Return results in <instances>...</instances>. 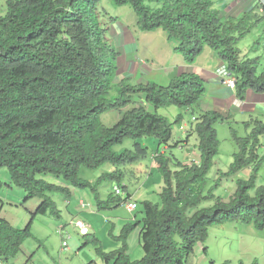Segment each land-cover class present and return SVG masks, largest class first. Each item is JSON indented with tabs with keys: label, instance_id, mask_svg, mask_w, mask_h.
I'll list each match as a JSON object with an SVG mask.
<instances>
[{
	"label": "trees",
	"instance_id": "obj_1",
	"mask_svg": "<svg viewBox=\"0 0 264 264\" xmlns=\"http://www.w3.org/2000/svg\"><path fill=\"white\" fill-rule=\"evenodd\" d=\"M100 1L6 0V11L0 15V169L7 167L11 182L25 190L24 199L41 200L23 229L0 217V257L7 261L19 253L26 238L33 237L31 223L36 215L60 216L48 191L70 197L69 186L89 188L99 207L108 206L111 200L99 199L98 186L108 179L119 182L121 172L103 173L93 183L81 177V168L137 160L147 151L138 139L152 137L158 144H169L172 124L183 118L177 115L171 122L139 105L125 111L110 127L101 119L104 111L128 105L135 93H144L155 109L192 108L205 91V82L196 73L176 76L166 86L132 84L126 78L114 83L117 52L107 35L108 24L99 16ZM111 1L117 6L129 4L141 30H165L167 39L177 42L175 50L188 62L205 47L215 50L235 76L239 98L248 88L264 92V71H258L261 58L245 57L238 47L255 24L252 11L223 18L213 0ZM113 86L116 90L111 95ZM195 114L197 122L192 128L199 138L200 162H178V168L172 169L170 157H155L163 176L160 203L140 201L141 220L123 225L114 236L122 242L121 248L104 251L94 234L83 235V245L93 244L104 264H185L195 244L207 240L209 226L214 224L242 221L264 231V184L256 185L264 162V154L258 153L264 122L255 120L245 136L231 127L238 149L228 170L220 175L231 177L245 167H251V174L237 179L235 191L224 200L214 193L217 184L206 188L207 173L219 151L215 123L224 118L201 109ZM127 138L134 140V150L114 149ZM45 176L61 178L69 186L49 182ZM206 201L212 204L203 206ZM137 223H141L143 255L131 259L126 242ZM209 264L230 261L211 260Z\"/></svg>",
	"mask_w": 264,
	"mask_h": 264
},
{
	"label": "crops",
	"instance_id": "obj_2",
	"mask_svg": "<svg viewBox=\"0 0 264 264\" xmlns=\"http://www.w3.org/2000/svg\"><path fill=\"white\" fill-rule=\"evenodd\" d=\"M213 3L214 7L217 8V10L220 12V16H222L223 18H238L245 12L254 10L256 0H213ZM217 3H219L220 7H222L221 10L218 9L219 7H217ZM111 10L112 8L105 11L106 13H108L107 16H109V18L111 17V22L108 26V33L110 35L109 37L114 40L113 45L117 52L116 74L118 76H116V78L119 79L117 81L118 83L121 78H126L132 84H146L150 82L157 85L166 86L172 78L174 79V77L182 74L196 73L203 78L205 82V91L198 103V106L186 108L185 110L187 111L188 109H192V115L196 116L197 114H195V111L197 109H201L203 111H215L224 118L223 121H218L217 123H215L217 137H219L220 131L222 132L223 137L221 139L218 138L220 140L219 151L213 157L212 166L209 170V172L211 171V179H209L208 177L209 172L207 173L206 188L208 189L214 184H217V186L221 184L227 194L224 196V200H228L229 196H231V194L237 187L236 180L239 178H248L251 174V167H245L239 170L237 173L231 175V177L221 176V172H226L228 170L229 165L233 160V154L238 149V146L235 142L232 146H227L225 149L223 148V142L228 140L232 141L230 132L231 127H233L237 131L239 136H245L252 130L253 122L255 120L264 122V92H256L253 89L248 88L245 92L244 97L239 98L236 94L235 88H231L230 86L225 84L218 74L217 70L218 68H220L223 62L219 58L215 50L211 49L210 47H205L193 62H188L181 52L175 50L177 42L174 40L169 41L167 39V33L163 29L159 28L152 31L141 30L137 26L136 15L133 16V14H131L129 15V18L122 19L120 16L112 13ZM134 17L136 18V20H134ZM110 20H108V22ZM256 43L258 44V46L254 45L255 48L253 46L252 49H250L253 52L252 55H247L245 53L242 54L243 56L249 58L259 56L261 58V64L258 68V71H264V40L261 46V42L259 40L256 41ZM139 105H143L148 111L152 113L157 112L158 114L165 116L166 118H168L167 114H169L173 120L177 115H182L183 118L180 122H183L182 124H184L185 122V124H187V127L190 126V130H184L187 136L185 140L182 141V143L178 144V147H180V149L176 148L174 150L178 151V157L175 153H172V151H166V149H168L170 146L169 144L165 145L162 153H164L165 155H170V158L172 160H176L177 163L180 162L181 164L190 165L192 163L200 162L201 158L197 147L199 138L194 130V125V128L191 127L192 122L190 120L192 115L190 116V120L186 122V120H184V115L181 113L182 109L174 110L173 108H171L172 105H170L168 106V110L166 112H161L163 107L155 109L152 104L146 102L145 94L135 93L131 95V103L120 108L119 110L110 109L109 111L111 112V114L108 116H104V113L107 111L103 112L101 114V119L103 122H105L106 125L111 127L116 122H118V119H121L125 111ZM114 110L118 111L119 113L121 110H123V112H121L122 114H119L120 117L118 119L112 112ZM168 111H171V113H168ZM246 122H249V126L246 125ZM223 124H226L228 126L225 135V130L224 128H222ZM144 139L146 138H140L138 139V141L148 148L151 145H157V141L155 140V138H152L150 145H147V143H145L147 140ZM260 141L262 144L258 149L259 155H261L262 150L264 151V135H262ZM156 151H158V149ZM229 182H232L233 186L231 185V187H228L226 184ZM263 184L264 162L259 169L256 179L257 186ZM65 185L69 186L67 184ZM162 187L163 184L160 187V191ZM69 188L71 191L70 196H72L74 193H79L81 199H83L82 195L84 194V192L82 191V189H78L72 186H69ZM146 193H148V190H144L142 192V194ZM254 193H251L250 190L251 195H253ZM48 195L52 199V195ZM128 195L131 194L129 193ZM132 196L134 197V195ZM133 197H131L130 199L136 201V199H134ZM67 198L69 197H66L65 199L63 197L64 204L66 206L69 204ZM137 198H139L140 201L146 199L148 200L146 195ZM78 200L80 201V198ZM136 202L138 203V201ZM57 207L59 211H61L58 205ZM127 223L130 222H126L125 224ZM11 225L14 226L12 223ZM230 232H233V235L229 234ZM220 235H222V237L218 240V249L216 250V252H214L215 262L222 263L224 261H230V264H238L239 261H241L242 264H264V231L256 229L251 223L242 221L214 224L209 226L208 237L204 243L207 244L208 241L215 239ZM226 239H233V241L232 243L227 242ZM119 242L120 243H118L115 249L119 247L121 248L122 242ZM210 243L211 242H208L205 248L208 247V249H210ZM197 245V249H200L202 247V243H197ZM138 249L139 250L138 252H136V254H142L143 250H141L140 248Z\"/></svg>",
	"mask_w": 264,
	"mask_h": 264
},
{
	"label": "rangeland",
	"instance_id": "obj_3",
	"mask_svg": "<svg viewBox=\"0 0 264 264\" xmlns=\"http://www.w3.org/2000/svg\"><path fill=\"white\" fill-rule=\"evenodd\" d=\"M97 7L100 11L99 16L107 22L108 26L111 22V17L109 18V16H107L108 13H106L105 10H110L112 8V13L120 16L122 19L129 18V15L131 14H133V16L136 15L129 4L117 6L111 0H101ZM217 7H219V10L222 9L219 3H217ZM5 11L6 0H0V15H3ZM257 19L259 20L256 22ZM108 20L110 21L108 22ZM134 20H136L135 17ZM253 20L255 24L238 42V47L241 52L247 55L253 54L250 49H252L254 45L258 46L256 41L259 40L261 42V46L264 40V18L261 19L260 16L254 15ZM107 35L108 37L110 36L108 32ZM109 40L110 43L113 44L114 40L111 39V37H109ZM116 76L118 75H115L113 81L114 83H117L119 80ZM115 86L111 87V95L115 94ZM167 108L168 106L163 107L161 112H166L168 110ZM171 108L174 110L182 109L181 113L184 115V120H186V122L190 120V116L193 113L192 109H188L186 111V108H181L175 105H172ZM112 112L118 119L120 117L119 114H122L121 112H123V110H121L120 113L115 110ZM168 113H171V111H168ZM110 114L111 112L107 110V112L104 113V116H108ZM167 117L171 122H173V119L169 114H167ZM117 121H119V119ZM182 123L183 122H177L172 124V139L168 142L170 145L169 148L166 149L167 152L170 150L172 153H175L176 156L178 151L174 150L176 148L180 149L178 144L182 143L187 136L185 131L180 127ZM222 128L225 130V135L228 126L223 124ZM222 137L223 134L220 131L218 138L221 139ZM143 138H146L144 139L147 140L145 143L150 145L152 137ZM231 140L233 141L232 137ZM232 141H224L223 148L226 149L227 146H232L234 144V141ZM132 142H134L133 139L127 138L124 142H122V144L119 143L118 145H115L114 149L117 151L122 149L134 150ZM157 145H151L149 148L147 147L146 154L139 159L131 162L128 161L119 166L104 163L97 169H88L86 167L81 168V177L93 183L103 173L116 171L121 172L119 182L117 179H108L102 181L101 185L98 186L99 199L111 200L108 206L103 205L99 207L89 188L82 189L84 192L82 195L83 199L90 203V205L85 208H82L79 204L78 199L81 198L79 193H74L72 196L67 198L69 204L66 206L63 200V197L64 199L66 197L63 193L48 191L47 193L52 195V200H55L61 209L60 216H55L50 213L36 215L31 223V232L33 237L26 238L23 245L21 244L22 248L19 253L15 254L12 258L10 257L8 262L4 264H88L93 260H96L97 264H104V262L97 257V255H95L96 248L93 244L89 243L87 245H83L84 237L79 232V228L74 225L72 220L75 221L80 219L84 221L88 226L90 233L94 234L99 239L100 245L104 251L114 250L118 243H120L114 238V236L119 235L122 226L126 222L135 223L136 221H140L143 216L140 200L137 197L146 195L148 200L160 203L159 191L161 185L163 184V176L158 169L156 158L153 157L152 152H155L158 149L163 156L170 157V155L162 153L165 144L157 143ZM263 153L264 151L262 150L261 155H263ZM171 167L172 169L178 168L176 160H172ZM208 177L209 179L212 178L211 171L209 172ZM45 178L52 183H58L64 186L66 184L62 179L58 180L57 177L45 176ZM115 184H119L122 187V193L118 196L115 195L113 190ZM226 185L231 187L232 182H229ZM144 190H148V193L142 194ZM129 193L131 194V197L134 195L133 198L138 201L137 207L134 211H129L126 207L127 202H131V197H126ZM251 193H254V189L251 190ZM26 195L27 194L22 187L16 186L10 182V175L7 167H2L0 169V217L5 218L10 222V224L12 223L20 229H23L26 226L31 218L32 212L35 211L41 201L36 197L24 199ZM215 195L220 196L223 199L224 196L227 195L221 184H219V186L215 189ZM120 198H124V200H120L119 202ZM211 204L212 201H206L203 202L202 205L209 206ZM59 228H61L65 237L70 235L67 238L68 246L66 249L62 247V237L58 232ZM140 229L141 223H137V226L130 232L126 242L128 248L127 254H129L132 259H139V257H142V254H136L139 250L138 248L142 250V247H140L141 243H139ZM229 234L233 235V232H230ZM221 237L222 235L208 241L211 242L210 249H208V247L205 248L208 242L207 244L204 242H197L202 243V247L197 249L198 245L196 243L193 251L186 258L185 264H209L211 260L215 261L214 252L218 249L217 243ZM226 241L232 243L233 239H226Z\"/></svg>",
	"mask_w": 264,
	"mask_h": 264
},
{
	"label": "built area",
	"instance_id": "obj_4",
	"mask_svg": "<svg viewBox=\"0 0 264 264\" xmlns=\"http://www.w3.org/2000/svg\"><path fill=\"white\" fill-rule=\"evenodd\" d=\"M257 5H258V11L264 14V0H256ZM218 74L220 75L222 81L227 84L228 86H230L231 88H234L235 86V76L233 74H231L227 68L225 66H221L218 69ZM197 118L196 116L192 117V120L195 121ZM184 126H181V128H183ZM158 155V153H154V157H156ZM114 193L115 195H120L122 193V188L115 184L113 187ZM79 204L82 208H85L87 206L90 205L89 202H86L83 199H80ZM126 207L129 211H134L135 208L137 207V203L131 199V202H127ZM72 222H74V225H76L79 228V232L81 234H86L89 232V228L86 225L85 222H83L82 220H75ZM58 232L61 234L62 237V247H64L66 249V247L68 246L67 243V238L70 236L68 235L67 237H65V235L63 234L61 228L58 229ZM8 262L5 258L0 257V264H4Z\"/></svg>",
	"mask_w": 264,
	"mask_h": 264
},
{
	"label": "clouds",
	"instance_id": "obj_5",
	"mask_svg": "<svg viewBox=\"0 0 264 264\" xmlns=\"http://www.w3.org/2000/svg\"><path fill=\"white\" fill-rule=\"evenodd\" d=\"M251 11H252V13H253L254 15L260 16L261 19L264 18V14L258 11V5H257V2H256V4H255V8H254V10H251ZM258 20H259V19H257L256 22H257ZM253 22H254V20H253ZM108 29H109V27H108ZM222 62H223V61H222ZM221 66H225V67H226V65L224 64V62H223V64H222ZM221 66H220V67H221ZM226 68H227V67H226ZM218 69H219V68H218ZM227 70H228V69H227ZM228 71H229V70H228ZM217 72H218V70H217ZM229 72H230V71H229ZM230 73H231V72H230ZM231 74H232V73H231ZM234 88H235V87H234ZM193 116H196V115H192V116H191V120H190V121L192 122V126H191V127H193V125L195 126V123L197 122V119H196L195 121L192 120V117H193ZM196 118H197V116H196ZM179 123H180V122H179ZM181 126H184L183 128H181L182 130H190V126L187 127V124H185V123H184V124H181ZM181 126H180V127H181ZM186 127H187V128H186ZM165 145H166V144H165ZM154 153H158V155L161 154L159 151L152 152L153 157H154ZM117 185H119V184H117ZM119 186L121 187V185H119ZM121 188H122V187H121ZM128 196L131 197V195H127L126 197H128ZM124 198H125V197H124ZM124 198L122 199V201L124 200ZM80 199H81V198H80ZM83 200H84V199H83ZM135 202H136V201H135ZM136 203H137V202H136ZM135 209H136V208H135ZM78 220H79V219H78ZM83 222H84V221H83ZM88 233H90V231H89ZM86 234H87V233H86ZM82 235H85V234H82Z\"/></svg>",
	"mask_w": 264,
	"mask_h": 264
},
{
	"label": "bare ground",
	"instance_id": "obj_6",
	"mask_svg": "<svg viewBox=\"0 0 264 264\" xmlns=\"http://www.w3.org/2000/svg\"><path fill=\"white\" fill-rule=\"evenodd\" d=\"M158 156V155H157ZM155 160V159H154ZM219 186V185H218Z\"/></svg>",
	"mask_w": 264,
	"mask_h": 264
}]
</instances>
